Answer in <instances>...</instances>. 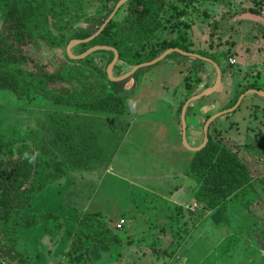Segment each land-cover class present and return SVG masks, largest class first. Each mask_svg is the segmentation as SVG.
I'll return each mask as SVG.
<instances>
[{"label": "rangeland", "instance_id": "rangeland-1", "mask_svg": "<svg viewBox=\"0 0 264 264\" xmlns=\"http://www.w3.org/2000/svg\"><path fill=\"white\" fill-rule=\"evenodd\" d=\"M170 5L178 3L175 1ZM225 6L230 12L226 13ZM228 6H231L230 0L202 1L194 10H190L189 23L196 25L188 31L192 49L222 54L225 65L231 59L238 63L224 75V89L212 95L219 102L212 114L234 108L237 104L230 108L229 106L235 97L241 92H248L233 113L212 122L211 131L209 128L216 145L229 149L243 160L251 179L249 185L228 200V206L223 210L201 208L192 214L185 210V214L179 216L175 203H172L171 196L174 191H169V195L161 191L157 195L145 191V186L149 189L152 186L142 183L144 177L157 179L170 174L167 166L164 167L162 156L175 152L170 151L174 142H170L168 137V146L164 150L163 140L159 141L153 135L157 127H164L157 125V121H153L154 116L150 114L155 111L154 107L157 108L155 103H151L149 111L143 112L138 107L139 101L143 97H146L145 101L148 103L153 102L156 97L161 98L160 101L164 100L163 97L172 96L176 103L175 120L179 128L181 104L188 94L185 77L189 76L194 86L199 77L204 79V86L207 85V79L211 84L216 83L217 71L215 73L210 64L197 63L195 58L174 53L146 71L139 72L125 87V91H131L139 80L141 85H145L141 86L142 93L136 90L127 96V105L139 115L135 116L132 126L128 124L129 119L119 120L120 116L111 115L108 118L81 109L67 108L61 103L42 99L32 93L18 99L11 92H0V128L4 131L38 133L43 153L71 168L69 177L51 186L33 203L32 210L37 213L59 216L61 223L67 220L65 230L62 229L57 238H52L46 230V224H42L38 230L23 232L20 250H27L30 258L34 260L33 264H76L72 260L73 256L69 255L75 238L73 235L83 215L94 209L108 213L105 223L122 237L123 246L113 251L115 257L109 248H99L91 252L88 249L90 253L87 257L83 249L85 264H168L172 258L169 256L173 252L182 258L183 264H264V95L249 92H264V6H257L256 13L250 12L255 7L251 0H237L236 5ZM102 7L103 0H90L86 6L87 15H94ZM124 11L119 13L116 22H121L125 16ZM1 23L0 13V26ZM82 28L90 33L96 32V27L86 23L77 25L79 31ZM165 35L170 40L177 33L170 34L168 31ZM69 45L65 54L61 50H50L44 45L31 46L27 51L33 57L34 63L45 66L48 71H55L68 54ZM83 50V46L74 45L71 53L73 56H81L89 51ZM110 58L111 55L96 54L94 63L108 74L110 65L107 66V63ZM34 63L28 67L33 68ZM195 63L199 71L192 67ZM127 69L114 68L112 75L114 78L123 77L130 73L131 70ZM251 86L256 89H249ZM165 101H162L163 105H158L160 110L167 107ZM202 103V100L193 103V107L198 108L197 112L202 109ZM204 105L207 109V105ZM207 114L196 115V131L193 126L189 127V142H192L194 131L197 133L196 148L205 143L203 129L207 124ZM203 118L205 121L201 122ZM187 119V123H190L189 116ZM69 124L72 128L79 125L80 133L90 131V126L92 132L93 129H99L96 134L103 147L104 156L96 160L90 158L96 146L92 141L91 144H85L87 147H81L77 152L72 151L61 137ZM129 126L131 134L126 139L129 144L124 149L126 156L134 159L135 163L129 169H111V160L122 137L127 134L125 128ZM169 130L170 121L164 127V133H169ZM89 141L90 139L81 143ZM151 142H156L157 145L153 146L161 151L155 152ZM152 153H160V158L157 157L156 160V155ZM123 156L125 157L122 151L119 159ZM137 156L143 158L138 159ZM181 175L182 168L178 167L172 175L175 177L174 183L182 185ZM165 196L168 198H163ZM239 213H246L249 218L245 220ZM230 214H234L232 223L229 220ZM122 220L125 224L122 229H118L116 226ZM90 245L89 248H92V244Z\"/></svg>", "mask_w": 264, "mask_h": 264}, {"label": "trees", "instance_id": "trees-1", "mask_svg": "<svg viewBox=\"0 0 264 264\" xmlns=\"http://www.w3.org/2000/svg\"><path fill=\"white\" fill-rule=\"evenodd\" d=\"M89 1L0 0V92H11L18 99L32 93L42 99L61 103L67 108L99 115L126 113L129 93L125 91V87L139 72L146 71L147 68L141 69L125 81L115 82L109 79L105 69L94 63L96 54L111 55L107 63L109 66L114 60L113 52L99 51L77 61L67 54L55 71H48L45 66L34 63L27 51L31 46L44 45L50 50H61L65 54L70 42L88 39L99 31L121 0H103L102 9L99 8L94 15L88 16L86 6ZM175 1L178 5H170ZM202 1L207 0H130L100 36L81 45L84 47L83 52L97 46L114 48L120 55L115 68L132 70L158 59L170 49H180L216 62L223 76L227 75L234 65L230 60L225 65L222 54L192 49L188 31L196 24L189 23V13ZM230 1L231 6L236 5L237 0ZM251 2L255 6L250 9L251 13L258 12L257 6H264V0ZM121 10H125V16L118 23L116 18ZM225 10L228 13L230 9L226 7ZM83 23L96 27V32L90 33L83 28L79 31L77 25L81 26ZM168 31L170 34L177 33V36L168 40L165 35ZM196 60L197 63H206ZM31 63H34L33 68L28 67ZM197 63L192 67L196 68ZM211 67L216 73L215 68ZM203 81L199 77L194 86L189 76L185 77L188 94L181 104L180 112L197 95L195 90L205 87L202 85ZM249 89L256 88L251 86ZM244 93H239L229 108L235 106ZM212 116V113L207 114L206 122ZM179 124L182 126L181 118ZM72 127L69 124L61 136L72 151L77 152L76 150L87 147L85 144H91L92 141L96 146L90 158L96 160L104 156L96 134L98 129H93L92 132L90 126V131L80 133L79 125H76L77 128ZM212 127L213 125L210 126V131ZM210 131L209 144L202 151L194 153L187 175L197 184L194 198L202 205V209L218 211L227 208L228 200L249 185L251 179L243 160L229 149L216 145ZM88 139L89 143H81ZM40 142L39 134L33 131H4L0 128V264H33L34 260L27 250H20L23 232L38 230L42 224H46V230L52 238H57L67 222L66 219L63 223L59 222V216L51 213L39 214L32 210L35 199L54 184L69 177L71 171L66 163L43 153ZM185 207H175L179 216L185 214ZM73 237L69 255L73 256L72 260L76 264H85L83 249L87 257L95 249L109 248L115 257L113 251L123 246L122 239L105 223V217L101 213L84 214ZM90 244L92 248H89ZM175 255L173 252L169 257Z\"/></svg>", "mask_w": 264, "mask_h": 264}, {"label": "crops", "instance_id": "crops-1", "mask_svg": "<svg viewBox=\"0 0 264 264\" xmlns=\"http://www.w3.org/2000/svg\"><path fill=\"white\" fill-rule=\"evenodd\" d=\"M228 77V76H226ZM223 81H224V76H223ZM207 85L205 87H201V89H196L195 93L197 95H199L200 93H202L203 91L212 88L213 86H215L216 83H212L211 81L209 82V79H207ZM141 86H145V85H141L140 84V80L134 87H132V90H128L126 92H128L129 94L133 93L134 91L137 90V92L142 93V89ZM224 89V84H222V88L220 91H222ZM219 91V92H220ZM134 93L133 95L137 94ZM170 95V94H169ZM215 95V94H214ZM172 97V96H171ZM169 96L163 97L164 100H166L164 102V104L167 106L164 109L160 110V107L158 106L159 104L163 105L164 100H160L161 98L156 97V99H154L153 102H149L146 103L145 99L146 97H143L142 100L139 101L138 107L140 108V110H142L143 112H147L149 111L150 107H151V103H155V105L157 106V108H153L155 111L153 113H150L152 116H154L153 121H157V125H162V126H167L168 125V121H170V132L169 133H164V127L163 128H156V130H154V137L159 140L162 141L163 140V148L164 150H166V146H168V141L170 140V142H174V144L171 147L172 152H175L174 154H169V153H165V155H163L162 162L164 164V167L167 166V169H169V173L170 174H166L165 177H159L157 179H150L147 177H144L142 183H147V185H151L152 187L149 189L147 186H145V191H149L152 192L153 194H157L160 193L161 191L166 192V195L169 191H174V195L171 196L173 202L175 203V207L177 206H187L188 204L193 203L194 201H196V199L194 198V190L197 187L196 182L191 179L187 173L190 170L193 160H194V153L191 150H188L183 143V129L182 126L179 124V128L176 125V112H175V106L176 103L174 100H172L173 98H171ZM202 100V99H201ZM155 101H159V102H155ZM200 101V100H199ZM203 103L200 105L202 108L201 110H199L198 112L196 110H198V108H194L193 107V103L191 105H189L187 112H186V120H188V116L190 117V123L188 121L187 123V143L191 148H196L198 146H196L198 138H197V133H195V131L197 130V119L198 116L196 117V115L201 114V116L203 114H209V113H213L215 109H217V104H219V102L215 99H213L212 96L206 98L205 100H202ZM126 104H127V99H126ZM207 106V109H205V105ZM134 109V108H133ZM191 109V111L189 110ZM210 110V111H209ZM130 111V113H129ZM203 113V114H202ZM112 114H100V116H111ZM144 115H149L148 113H144ZM216 115V114H215ZM113 116H120L119 120L124 119V120H130L128 122V124H130L131 126L134 125V121H135V116H139L138 114H135V110L133 111L130 106L127 105V111L124 115H113ZM214 116V115H213ZM109 118V117H108ZM200 118V117H199ZM219 119V118H218ZM118 120V122H120ZM133 120V121H132ZM204 118L201 120V122H204ZM178 123V121H177ZM156 124V123H155ZM193 126V130L194 133L192 135V142L188 141V132H189V127ZM204 126V125H203ZM206 126V125H205ZM211 126V125H210ZM126 136L123 138L122 137V141H120L118 148L115 152L114 158L111 160V165L109 166V168L114 169V168H126L129 169L133 166V164L135 163V160L132 158H129L126 156V152H125V146L126 144H129V142L126 140L127 137H130L131 132H129V130L131 129V127L129 126L128 128H125ZM179 129V130H178ZM205 129V128H204ZM203 129V131H204ZM99 130V129H98ZM169 140H168V138ZM152 148H155L154 151L155 152H159L161 151L158 147H154L153 145H157L156 142H151ZM151 148V150H152ZM122 151L124 152L125 157L123 156V158H120V155H122ZM152 152V151H151ZM155 159L157 160L158 158H160L159 154H154ZM139 157L138 159H142L143 156H137ZM158 157V158H157ZM110 162V161H109ZM180 167L182 168V175L183 179H181L182 181V185L176 184L174 183V178L172 175L175 173L176 169ZM111 173V172H110ZM145 176V175H144ZM180 181V180H179ZM132 184H134L133 182H131ZM171 183V184H170ZM175 186V187H174ZM178 187V188H177ZM177 188V189H176ZM163 198H168V197H163ZM95 207V206H94ZM91 213H101L104 215V217H107L108 213H103L97 209L91 210ZM110 215V214H109ZM240 216L243 217V219H248L249 216L246 213H239ZM233 218H234V214L231 215L229 217L230 223L233 222ZM110 221V218H109ZM124 221V220H122ZM120 236V235H118ZM129 236V235H128ZM122 238V237H121ZM185 259V258H183Z\"/></svg>", "mask_w": 264, "mask_h": 264}, {"label": "water", "instance_id": "water-1", "mask_svg": "<svg viewBox=\"0 0 264 264\" xmlns=\"http://www.w3.org/2000/svg\"><path fill=\"white\" fill-rule=\"evenodd\" d=\"M129 1L130 0H121L117 4L114 12L110 15V17L107 19V21L105 22V24L101 27V29L95 35H93L92 37H90L88 39H85V40H74V41H72L70 43L69 47H68V56L71 59L77 61V60H84L87 57H89L92 54H94L96 52H99V51H110V52H113L114 53V60L110 64V66L108 68V77H109V79L111 81H115V82L125 81V80L131 78L132 76H134L141 69L154 66V65L158 64L159 62L163 61L164 59H166L169 55L174 54V53H179V54H181L183 56H186V57H191V58L199 59V60H202L203 62H206V63H209V64L213 65V67L217 71V80H216L215 86L212 87V88H209V89L203 91L202 93H200L199 95H196L193 98H191L186 103V105L184 106L183 111H182V115H181V124H182V128H183V143H184L185 147L187 149L195 152V153L196 152H200V151H202L207 146V144L209 142V128H210V125L212 124V122L216 121L218 118H220V117H222V116H224L226 114L233 113L241 105V103L243 102L244 98L248 95V92L246 94L242 95L240 97V101L237 103V105L234 108H232L230 110L222 111V112H220V113L212 116V118L207 122V124L205 126V129H204L205 143L201 147H199V148H191L188 145V143H187V120H186V112H187V109H188L189 105H191L193 102L199 101V100H201L203 98L210 97V96L218 93L221 90V88H222V84H223V74H222V70H221L220 66L216 62H214V61H212V60H210L208 58H205V57H203L201 55H198V54L187 53V52H184V51H182L180 49H170L167 52H165L158 59H156V60H154L152 62H149V63H145V64H141L139 66H136L134 69H132L130 71V73L126 74L123 77L114 78L113 75H112V71L114 70V68L116 67V65L118 64L119 59H120L119 52L116 49L111 48V47L98 46V47H94V48L90 49L89 51H87L85 54H83L81 56H73L72 53H71V48L74 45H82V44L90 43L94 39H96L98 36H100L102 34V32L105 30V28L108 26V24L116 16V14L121 9V7L124 4H126L127 2H129ZM249 92L250 93H253V94H257V95H260V94L264 95V92L256 91V90H251Z\"/></svg>", "mask_w": 264, "mask_h": 264}, {"label": "built area", "instance_id": "built-area-1", "mask_svg": "<svg viewBox=\"0 0 264 264\" xmlns=\"http://www.w3.org/2000/svg\"><path fill=\"white\" fill-rule=\"evenodd\" d=\"M230 63L232 64V65H237L238 63H237V60H235V59H231L230 60ZM202 208V205H200L197 201H194L192 204H190V205H188V206H186L185 207V210H186V213H190V214H192V213H197V211L199 210V209H201ZM124 224H125V221H121V223L119 224V225H117L116 227L118 228V229H122L123 228V226H124ZM168 264H183L182 263V258H179L177 255H175V256H173L172 258H171V261H170V263H168Z\"/></svg>", "mask_w": 264, "mask_h": 264}]
</instances>
